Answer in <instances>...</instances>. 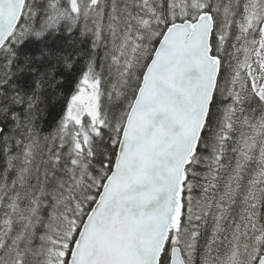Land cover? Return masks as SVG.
<instances>
[{"label": "trees", "instance_id": "trees-1", "mask_svg": "<svg viewBox=\"0 0 264 264\" xmlns=\"http://www.w3.org/2000/svg\"><path fill=\"white\" fill-rule=\"evenodd\" d=\"M90 1L77 0L74 11L68 0H26L18 26L0 49V264H66L111 172L127 112L160 37L169 24L207 11L214 19L211 47L220 70L186 168L176 242L186 264H199L213 245L211 222L204 224L200 212L212 195L213 188H206L232 172L244 119L260 108L235 48L244 3L201 6L188 0L170 7L161 0L153 3L158 19L145 27L146 0ZM84 79L99 82V123L85 116L67 126L70 100ZM258 217L264 221V188ZM171 237L161 264H168ZM263 254L264 239L250 264Z\"/></svg>", "mask_w": 264, "mask_h": 264}, {"label": "water", "instance_id": "water-1", "mask_svg": "<svg viewBox=\"0 0 264 264\" xmlns=\"http://www.w3.org/2000/svg\"><path fill=\"white\" fill-rule=\"evenodd\" d=\"M25 1L0 0V49L18 26ZM213 30L207 11L164 30L127 112L111 172L66 264H161L181 226L186 168L217 85ZM168 264H186L179 245L170 247ZM256 264H264V254Z\"/></svg>", "mask_w": 264, "mask_h": 264}, {"label": "rangeland", "instance_id": "rangeland-1", "mask_svg": "<svg viewBox=\"0 0 264 264\" xmlns=\"http://www.w3.org/2000/svg\"><path fill=\"white\" fill-rule=\"evenodd\" d=\"M38 3L40 0H31ZM161 0H146L147 15L143 25H151L155 17L153 3ZM188 0H167L169 6H181ZM195 3H223L238 0H193ZM244 3L243 22L239 25L240 41L236 45V54H242V68L249 80V86L259 100L258 113L245 118L243 131L238 141L236 163L232 172L220 177L218 182L210 184L212 195L203 202L202 218L211 222V245L199 264H250L255 260L259 246L264 239V221L258 217V208L264 188V0H239ZM91 0L88 3H96ZM75 11L77 0H68ZM155 17V19H153ZM223 22V17H220ZM221 23V24H222ZM223 24L220 26V30ZM137 49L140 44L136 43ZM244 61V62H242ZM100 85L98 81L84 79L76 94L71 98L66 112L65 124H79L88 116L94 124L99 123ZM86 137V133H83ZM227 181L224 183V177ZM209 184V185H210ZM260 214V211H259ZM188 216L192 220L191 206ZM188 218V219H189ZM210 218V219H209ZM206 219V220H205ZM190 220V219H189ZM171 245H178L177 233L171 235ZM225 238V240H224ZM224 242V243H223Z\"/></svg>", "mask_w": 264, "mask_h": 264}]
</instances>
